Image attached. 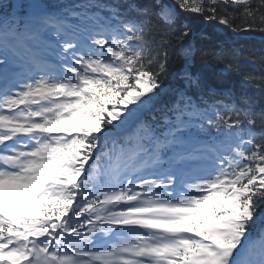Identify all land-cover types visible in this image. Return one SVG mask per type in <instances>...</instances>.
I'll return each instance as SVG.
<instances>
[{"label":"snow or ice","instance_id":"1","mask_svg":"<svg viewBox=\"0 0 264 264\" xmlns=\"http://www.w3.org/2000/svg\"><path fill=\"white\" fill-rule=\"evenodd\" d=\"M0 264H264V0H0Z\"/></svg>","mask_w":264,"mask_h":264},{"label":"trees","instance_id":"2","mask_svg":"<svg viewBox=\"0 0 264 264\" xmlns=\"http://www.w3.org/2000/svg\"><path fill=\"white\" fill-rule=\"evenodd\" d=\"M199 28H202L204 30V32L209 36L210 40L222 42L225 38L223 33L215 31V29L211 25L202 24L199 25ZM229 43H231V41H229Z\"/></svg>","mask_w":264,"mask_h":264}]
</instances>
